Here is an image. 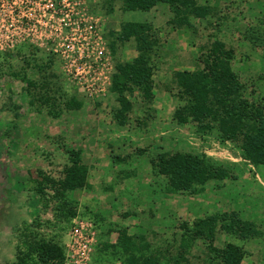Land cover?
<instances>
[{
  "label": "rangeland",
  "instance_id": "1",
  "mask_svg": "<svg viewBox=\"0 0 264 264\" xmlns=\"http://www.w3.org/2000/svg\"><path fill=\"white\" fill-rule=\"evenodd\" d=\"M197 1L216 8L211 18L214 23L194 19L195 31L184 29L188 44L180 49V42L175 40L178 31L167 23L171 17L168 13L172 14L169 7L168 12L153 8L123 10L119 0H89L92 10L102 18L104 36L110 30L117 31L125 21L150 22L159 31L161 44L152 57V108L147 109L149 103L143 104L141 95L135 92L133 109L124 125L114 118L112 109L117 103L109 86L103 92L89 94L77 77L64 73L59 59L27 45L18 48V55L11 58L7 59L8 52L1 54L0 264L14 260L18 235L28 228L37 229L62 246V264L67 259L71 231L78 222L93 233L87 264H121L118 255L124 246L118 244L120 231L132 237L144 235L151 247H176L182 222L215 212L235 210L264 229L262 167L237 165V179H211L203 191L193 194L169 192L167 179L152 172L150 158L164 148L202 153L218 164L238 163L236 146L221 145L214 135H198L191 123L179 125L172 119L173 110L180 104L172 86L173 72L197 67L201 46L214 38L232 46L233 66L247 84L246 96H264V0ZM162 5L166 4L158 7ZM105 39L109 47V38ZM135 54L134 40L125 41L115 56L110 50L112 65L115 59L130 60ZM35 62L50 63L49 74L39 72ZM43 83H49L48 91ZM72 97L82 102L80 108L68 106ZM137 120L145 124L139 125ZM205 136L209 138L203 139ZM69 150L79 151L86 179L82 187L66 192L71 205L64 210L71 208L75 214H68L65 220L57 217L55 200L45 207L41 193L33 187L35 179L42 180L43 189L53 194L50 182L64 176L65 167L70 165ZM226 242H235L247 252L240 264L264 262L263 238L241 240L218 232L214 244L222 247ZM191 261L204 264L196 258Z\"/></svg>",
  "mask_w": 264,
  "mask_h": 264
},
{
  "label": "trees",
  "instance_id": "2",
  "mask_svg": "<svg viewBox=\"0 0 264 264\" xmlns=\"http://www.w3.org/2000/svg\"><path fill=\"white\" fill-rule=\"evenodd\" d=\"M119 1L123 10L147 11L158 3L167 4L172 12L167 23L172 30L188 29L194 32L192 19H205L209 25H213L211 18L216 15L214 6L197 0ZM158 33L150 22L125 21L117 31L110 30L105 34L114 56L118 47L131 39L137 51L130 60L115 59L111 74L109 90L117 103L112 111L120 125L126 124L128 114L133 109L135 92H139L143 104L150 105L154 99L152 57L161 44ZM11 56V53L6 55L7 59ZM234 59L235 49L223 40L214 38L201 46L197 67L174 71L172 86L180 104L173 110L172 119L179 125L191 123L198 135H214L216 141L231 142L237 147L240 159L236 164H218L202 153L169 151L165 148L159 150L150 158L151 168L154 175L167 179L166 189L169 192L180 190L193 194L203 191V186L211 179L235 180L238 178L234 172L237 165L264 169V96L258 99L246 96L248 87L235 70ZM24 60L28 64L27 59ZM48 64L35 62V67L45 75L49 74ZM41 85H44L45 91L50 89L49 83ZM68 106L78 109L82 102L72 97ZM150 108L151 105L147 109ZM149 117L152 119L153 115L150 113ZM137 123L144 125L145 121L141 123L137 120ZM209 136L203 139L207 140ZM68 155L70 165L65 167L64 176L50 182L53 194L49 195L43 189L45 184L42 180L35 179L37 184L33 187V190L41 193L45 207L55 200L54 210L59 212L57 217L65 220L69 219L68 214H75L71 208L68 212L64 210V206L71 205L66 192L82 187L86 179V167L80 162L79 151L69 150ZM179 229L176 247L172 244L151 247L144 235L132 237L120 231L118 244L124 246L118 255L122 259L121 264H192L193 258L204 264H240L247 252L235 242H226L222 247L214 244L217 233L223 232L241 240L255 237L264 239V229H260L256 222L242 218L235 210L195 217L190 222H182ZM19 236L22 248L18 244L16 258L11 264H62L64 251L54 238L43 236L33 228L24 229ZM195 250L197 253H194Z\"/></svg>",
  "mask_w": 264,
  "mask_h": 264
},
{
  "label": "built area",
  "instance_id": "3",
  "mask_svg": "<svg viewBox=\"0 0 264 264\" xmlns=\"http://www.w3.org/2000/svg\"><path fill=\"white\" fill-rule=\"evenodd\" d=\"M101 21L89 0H0V54L30 46L59 59L89 94L103 92L113 65ZM91 234L73 227L65 264H87Z\"/></svg>",
  "mask_w": 264,
  "mask_h": 264
},
{
  "label": "crops",
  "instance_id": "4",
  "mask_svg": "<svg viewBox=\"0 0 264 264\" xmlns=\"http://www.w3.org/2000/svg\"><path fill=\"white\" fill-rule=\"evenodd\" d=\"M158 4H160V3H158ZM158 4L155 6V7H153V9H154V11L155 10H160V9H163L162 11H164V12H168V5L166 4V5H162L163 7H158ZM162 4H165V3H162ZM165 8H166V10H165ZM168 16L170 17V16H172V14L170 15L169 13H168ZM170 19V18H169ZM192 21H194V19H192ZM178 31V36H176V38H175V40L176 41H178V42H180V44H181V48L180 49H186V48H184L185 46H187L186 44H188V39L186 38V34H185V31H184V29H178L177 30ZM184 40H187L186 42L184 41ZM182 42V43H181ZM136 55V54H135ZM165 61L167 60V58L166 59H164ZM169 60V59H168ZM174 60V59H173ZM173 62V61H172ZM176 67H174V69H175ZM186 68V67H185ZM177 69H181L179 66L177 67ZM171 121H172V119H171ZM160 123H162V122H160ZM217 142V141H216ZM218 142H220V141H218ZM217 144H219V143H217ZM226 144H228L229 146L230 145H232L231 144V142H227ZM221 145H224V143H221ZM240 159V157L239 158H237V161ZM123 165V164H122ZM122 189L124 190V187H122ZM118 190H119V188H118ZM125 191V190H124ZM120 193H124L122 190H120L119 191ZM126 192V191H125ZM125 194V193H124ZM126 194L127 195H129V192L127 193L126 192ZM149 194V193H148ZM160 194V193H159ZM147 195V194H146ZM145 195V196H146ZM162 195V194H161ZM161 195H160V197H161ZM134 198H136V196H133ZM132 197V198H133ZM133 198V199H134ZM162 202L164 203V199H165V195H163L162 196ZM178 200H180V199H178ZM161 202V201H160ZM158 204H159V201H158ZM20 235V234H19ZM18 235V238H20V236ZM18 244H20V242H18L17 243V245H16V247H18ZM22 245L20 244V247H21ZM22 248V247H21ZM16 254H17V249H16V252H15ZM16 254H15V256L13 257V259L15 260V258H16ZM13 261V260H12ZM12 263V262H11ZM10 263V264H11Z\"/></svg>",
  "mask_w": 264,
  "mask_h": 264
}]
</instances>
